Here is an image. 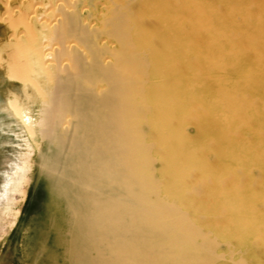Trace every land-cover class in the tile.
I'll return each instance as SVG.
<instances>
[{
  "label": "bare ground",
  "instance_id": "6f19581e",
  "mask_svg": "<svg viewBox=\"0 0 264 264\" xmlns=\"http://www.w3.org/2000/svg\"><path fill=\"white\" fill-rule=\"evenodd\" d=\"M0 144V264H264V0H0Z\"/></svg>",
  "mask_w": 264,
  "mask_h": 264
},
{
  "label": "rangeland",
  "instance_id": "374dc122",
  "mask_svg": "<svg viewBox=\"0 0 264 264\" xmlns=\"http://www.w3.org/2000/svg\"><path fill=\"white\" fill-rule=\"evenodd\" d=\"M1 146H0V150H2V148H3V146H2V144H0ZM3 151V150H2ZM1 152V151H0ZM4 152H7L6 150L4 151ZM1 155H2V153H1ZM1 165V164H0ZM1 168V167H0ZM30 196H29V198L30 197H32V199H36L37 198V196H38V192H36V190H35V188L33 187V189H31V191H30V194H29ZM17 198L19 199L20 197H19V195H17ZM20 201H19V207L21 208V210H22V216H21V218L20 219H22V217H24V216H26V217H24V218H26L25 219V222H24V225H27L28 223H30V226H32V227H36V228H38L39 229V231H41L43 228L44 229H47V228H49L48 226H47V223H46V219H43L42 218V215H38V216H36V218H35V220H32V221H30L32 218H33V216H31L30 214L32 213V211L30 210V206L28 207V203H27V200L26 201H21V199H19ZM32 205V204H31ZM26 211V212H25ZM25 213H27V214H25ZM25 214V215H24ZM23 225V226H24ZM38 225V226H37ZM26 227V226H25ZM32 230H34V229H32ZM15 231H16V228H13V229H11V228H9L8 227V232H7V235L5 236V238H4V240H3V242H1L0 243V258H1V256L3 255V254H5V249H6V247H7V244L9 243V240H10V238H11V236L12 235H14V233H15ZM40 236H42V234L40 233ZM18 248L20 249V250H22V247H21V245H20V243L18 244ZM12 250H14V249H12ZM13 252V251H12ZM14 252H16V251H14ZM12 254V253H11ZM11 264H20V263H18L17 261H14V259H11Z\"/></svg>",
  "mask_w": 264,
  "mask_h": 264
}]
</instances>
